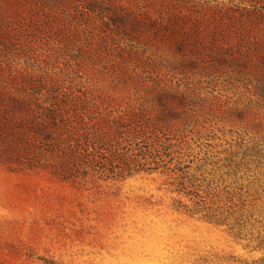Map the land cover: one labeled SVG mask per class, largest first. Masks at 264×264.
Returning a JSON list of instances; mask_svg holds the SVG:
<instances>
[{
	"label": "rangeland",
	"instance_id": "obj_1",
	"mask_svg": "<svg viewBox=\"0 0 264 264\" xmlns=\"http://www.w3.org/2000/svg\"><path fill=\"white\" fill-rule=\"evenodd\" d=\"M50 107L99 131L138 119L145 155L156 134L189 153L175 170L64 178L35 137ZM178 175L264 195V0H0V264H200L239 249L178 209L191 203Z\"/></svg>",
	"mask_w": 264,
	"mask_h": 264
},
{
	"label": "trees",
	"instance_id": "obj_2",
	"mask_svg": "<svg viewBox=\"0 0 264 264\" xmlns=\"http://www.w3.org/2000/svg\"><path fill=\"white\" fill-rule=\"evenodd\" d=\"M76 118L81 125L75 124L72 117L52 107L36 116L35 137L39 139L45 153L48 155L50 152L45 166L51 167L53 172L64 178L86 177L97 173L108 177L124 176L132 174L135 166L147 164L150 171L161 167L163 172L168 169L175 170L170 163L176 156L189 153L182 147L183 140L179 144H173L156 134V149L149 150L148 155H145L138 140L143 136V131L129 126L138 119L126 123L121 118H116L109 130L100 127L99 131V128L95 129L90 122L85 121L83 116L76 115ZM49 119L57 126V131L52 132L49 129ZM174 147L176 148L173 149ZM176 180L177 187L174 190L185 192L191 200V203L179 200L181 207L178 209L183 208L191 215L201 214L209 222L225 226L235 245L240 246L239 249L233 246L232 250L215 257H202L198 261L200 264H264L262 193L246 194L221 190L214 180L202 192L204 184L199 177L186 181L183 176L178 175ZM210 186L213 188H209Z\"/></svg>",
	"mask_w": 264,
	"mask_h": 264
}]
</instances>
